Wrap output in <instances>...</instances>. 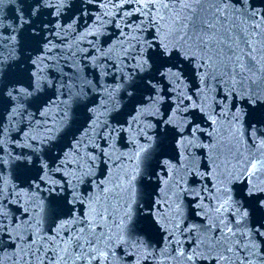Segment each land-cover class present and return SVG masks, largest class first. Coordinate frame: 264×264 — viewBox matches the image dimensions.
I'll return each mask as SVG.
<instances>
[{
    "label": "snow or ice",
    "instance_id": "6c2138e0",
    "mask_svg": "<svg viewBox=\"0 0 264 264\" xmlns=\"http://www.w3.org/2000/svg\"><path fill=\"white\" fill-rule=\"evenodd\" d=\"M0 264H264V0H0Z\"/></svg>",
    "mask_w": 264,
    "mask_h": 264
}]
</instances>
